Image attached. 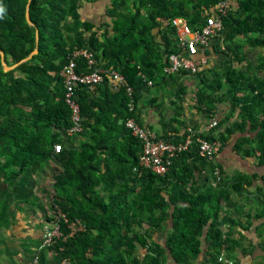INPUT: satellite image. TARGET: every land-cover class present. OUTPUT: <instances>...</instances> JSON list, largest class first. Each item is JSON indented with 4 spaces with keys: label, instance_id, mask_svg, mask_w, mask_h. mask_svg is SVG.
Instances as JSON below:
<instances>
[{
    "label": "trees",
    "instance_id": "1",
    "mask_svg": "<svg viewBox=\"0 0 264 264\" xmlns=\"http://www.w3.org/2000/svg\"><path fill=\"white\" fill-rule=\"evenodd\" d=\"M100 1L106 2L31 0V25L26 18L28 0H0V50L8 65L36 47L39 50L9 71L4 70L0 54V264H166L168 255L177 264H192L200 259L205 244L202 264H220L222 254L238 264L240 243L229 225L234 220L231 196H246L258 168L264 166V79H227L229 87L218 95L219 84L204 78L196 99L209 119L225 96L233 109L240 108L239 117L225 130L216 132L217 122L210 131L192 133L188 148L177 153L166 174L143 168V141L126 127V121L135 118L144 126L138 104L149 83L186 73L164 71L169 56L181 51L171 20L185 17L192 29L202 28L219 0H107L111 22L97 26L83 19L79 8ZM247 3L255 0H244L242 11H249ZM261 17L249 14L242 22L229 10L222 17V35L216 39L230 41L243 32L264 34ZM249 40L264 45V37ZM83 47L93 52L98 66L124 75L133 93L129 96L126 85L116 87L108 75L94 90L78 85L82 131L68 135L72 111L61 72L70 53ZM77 62L78 71H90L86 59L79 57ZM183 91L174 95L181 98ZM131 98L134 109L129 107ZM176 108L172 117L178 125L176 133L158 138L178 144L190 132L180 120L183 108ZM233 134L239 136L232 150L256 159L257 170L250 175L238 172L229 177L221 164L198 153L199 138L221 141L220 153ZM56 143L63 144L58 153ZM216 168L219 179L213 175ZM206 169L210 179L197 186L196 174ZM44 176L51 179L50 199L44 197L54 211L48 213L36 192ZM258 189L264 190V185ZM261 204L254 218L264 219V194ZM35 206L44 211L47 221L60 225L61 235L44 248H40V232L26 237L20 246H11L6 234L17 214ZM73 222L83 228L73 232ZM226 224L229 229L224 235ZM158 233L165 235L164 243L155 238ZM16 255L23 256L24 262Z\"/></svg>",
    "mask_w": 264,
    "mask_h": 264
},
{
    "label": "crops",
    "instance_id": "2",
    "mask_svg": "<svg viewBox=\"0 0 264 264\" xmlns=\"http://www.w3.org/2000/svg\"><path fill=\"white\" fill-rule=\"evenodd\" d=\"M244 0H229L231 5V13L236 15L238 20L244 21L249 14L257 15L259 19H262L264 15V0H255V3H247L249 5V11H242L240 9ZM98 3V2H95ZM92 3H85L80 9L81 17L83 19L91 20L100 25V23H110L111 18L107 15L105 10L109 1L105 2L104 12L101 11V7L96 8L100 10V16L92 15L90 17H84L82 14L86 10L85 8L91 7ZM93 8V7H91ZM97 13V12H95ZM104 14V15H103ZM96 16V17H95ZM108 18V20L105 19ZM238 28L242 30L246 28L238 25ZM236 38L230 40L226 37L220 42L218 39H211L209 45L204 49H199V53L196 58H204L206 61L199 68V74L195 73H178L174 77L164 80L160 83H149L148 90L143 93V99L138 104V110L142 118L144 126L154 131L157 136L161 135H174L176 133L177 123L172 120L175 114L177 106L181 105L184 110V115L180 118L183 120L182 125L193 128V133L200 131H210L213 128H209L212 120H217L220 123V128L216 130L219 132L225 130L226 127L231 126L229 122H234L240 113V108L233 109V103L230 98L225 96L214 107V118L209 119L206 112L198 106L196 93L203 83V79L206 78L208 82L217 76L218 70L224 71V81L228 84L229 79L238 81L243 80L246 77L256 76L264 79V45L251 43L249 39L254 36L264 37L260 32H249L236 34ZM232 47V50H231ZM233 48L236 52L233 51ZM239 54V55H236ZM242 77V78H241ZM228 79V80H227ZM213 82H219L218 80ZM245 82V81H243ZM160 83V84H159ZM217 89H220V84ZM184 88L181 98H177L174 94H178ZM156 89V90H155ZM155 90V91H153ZM218 92V90H217ZM220 95L221 92H218ZM231 116V117H229ZM228 118V122H226ZM225 121V122H223ZM222 122V124H221ZM180 129L183 131L184 127ZM238 134H233V137L228 141V145L218 153L213 160L222 165L226 174L232 177L238 172L246 173L250 175L257 170V163L255 157L242 156V153L234 152L232 147L237 141ZM256 181L252 187L246 192V196L241 197L237 193H232V206L230 213L234 216V220L231 225V235L236 241L240 243V247L236 248L237 257L239 259L238 264H264V227L261 229V225L264 224V219L254 218L255 214L262 207V197L264 190H259V185H264V166L258 168ZM211 177V172L206 169L201 173L196 174V185H202L208 181ZM243 207L240 213H234L237 208ZM225 226V225H224ZM228 227V228H227ZM229 229L228 224L224 227L225 234ZM155 238L160 243H164L165 235L158 233ZM205 248L207 244L203 245V251L201 252L200 259L192 264H202L203 256L205 254ZM143 254L146 249H142ZM166 264H177L172 256L168 255ZM204 264V263H203Z\"/></svg>",
    "mask_w": 264,
    "mask_h": 264
},
{
    "label": "built area",
    "instance_id": "3",
    "mask_svg": "<svg viewBox=\"0 0 264 264\" xmlns=\"http://www.w3.org/2000/svg\"><path fill=\"white\" fill-rule=\"evenodd\" d=\"M231 10L229 0H219L214 14H211L207 19V23L202 28L192 29L188 20L185 17L177 16L171 20L174 26L176 36L178 39L179 47L181 49L178 53H172L169 56L168 64L164 71L168 74L185 71L195 74L199 71L201 65L205 63L204 58H196L199 49L207 47L211 39L222 35L223 21L222 17ZM83 57L90 71H78L77 59ZM65 75V100L72 111V126L68 129V135H74L82 131V116L81 107L76 93L78 85L87 86L94 90L99 83L105 78V75L112 77L116 82V87L126 85L124 75L116 70H106L97 65V59L93 52L88 47L78 48L72 51L69 55L68 62L64 65L62 72ZM129 96H132L133 88L126 85ZM135 101L131 98L129 102L130 109L135 108ZM217 125V120H212L209 128ZM126 127L130 129L133 135L138 136L143 141V152L140 156V164L143 168H148L158 175H164L169 170L173 158L178 152L188 148L191 142V135L194 132L192 127H187L189 133L185 142L173 143L159 139L157 134L151 129L144 127L138 123L135 118H129L126 121ZM199 155L208 160H213L219 153L222 142L219 140H208L206 138L198 139ZM63 150L62 143L54 145V152ZM213 175L218 179L220 178V170L216 168ZM216 185V182H214ZM64 218V215H62ZM65 222L68 220L66 218ZM71 230L74 232L77 229H82L83 225L78 223L70 224ZM61 235L60 225L52 221L50 227H46L43 232V242L40 248L47 247L54 242L55 237ZM221 261L226 264H233V261L224 256L220 257Z\"/></svg>",
    "mask_w": 264,
    "mask_h": 264
},
{
    "label": "rangeland",
    "instance_id": "4",
    "mask_svg": "<svg viewBox=\"0 0 264 264\" xmlns=\"http://www.w3.org/2000/svg\"><path fill=\"white\" fill-rule=\"evenodd\" d=\"M105 1H107V0H105ZM89 6H91L93 8H91V7L85 8L86 10L82 14L84 17H90L92 15L100 16V10L97 9L96 7L97 6H99V8L101 7L100 8L101 11L104 12L103 9L105 8V2L103 3L102 1H100L98 3H92ZM95 12H97V13H95ZM105 19L108 20L107 17H105ZM216 74H217V76H215L214 79L210 80L209 82H213V81L218 80L219 81L218 84H220V87H221V90H219L218 92L222 93L223 91H226V89L229 87V85L225 84L224 71L218 70L216 72ZM155 90H153V91H155ZM210 91L212 92V91H214V89H211ZM56 169L57 168L53 165V171H56ZM50 180L51 179L48 178V176L47 177L44 176L42 180L38 181L37 189H36V192L40 196V199H42V202H44V207H46L47 213L50 210L54 211L53 208L48 209V207L51 203L46 201V199L44 197L46 195L50 199V195H51L50 194V191H51ZM47 191L49 192V194L48 193L45 194ZM37 203H38V201H37ZM51 215H54V214H51ZM14 223H15V225L10 230H8L7 234H6L11 239V241H10L8 238L11 246H13V245L20 246L19 243L21 241H23L24 239H26V237L29 238L32 235L36 236L37 233H39V232H40V235L41 234L43 235L44 229L46 227L51 226V222L47 221V216H46V214H44V211L42 209L36 207V206L31 208V209L27 208V210H21L20 213L17 214V220ZM39 227H40V229H37ZM34 230H35V234H34ZM216 254H218V253H216ZM16 256H17L16 259H18L19 262H24L23 256H20V255H16ZM221 256L229 258V257L225 256L224 254H222ZM220 257H219V261L221 262L220 264H226L224 261L220 260ZM230 260H232L233 264H235L233 259H230Z\"/></svg>",
    "mask_w": 264,
    "mask_h": 264
},
{
    "label": "water",
    "instance_id": "5",
    "mask_svg": "<svg viewBox=\"0 0 264 264\" xmlns=\"http://www.w3.org/2000/svg\"><path fill=\"white\" fill-rule=\"evenodd\" d=\"M30 2L31 0H28V3H27V6L25 7L26 9V18L28 20V22L33 25V22L31 21V18H30V10H29V7H30ZM39 37H38V31H37V41H38ZM38 48L36 47L27 57L23 58L21 61L19 62H16L14 64H11V65H8L7 61L5 60V54L2 50H0V54H1V59H2V63L4 65V70L5 71H9V70H13L15 69L18 65H20L21 63L31 59L33 57L34 54H37L38 53Z\"/></svg>",
    "mask_w": 264,
    "mask_h": 264
},
{
    "label": "clouds",
    "instance_id": "6",
    "mask_svg": "<svg viewBox=\"0 0 264 264\" xmlns=\"http://www.w3.org/2000/svg\"><path fill=\"white\" fill-rule=\"evenodd\" d=\"M0 11H2V10H0Z\"/></svg>",
    "mask_w": 264,
    "mask_h": 264
}]
</instances>
